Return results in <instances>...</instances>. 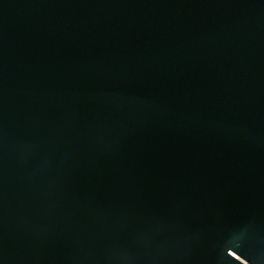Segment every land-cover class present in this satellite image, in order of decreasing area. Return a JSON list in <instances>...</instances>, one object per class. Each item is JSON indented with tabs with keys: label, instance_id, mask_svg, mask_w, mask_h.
Masks as SVG:
<instances>
[{
	"label": "water",
	"instance_id": "95a60500",
	"mask_svg": "<svg viewBox=\"0 0 264 264\" xmlns=\"http://www.w3.org/2000/svg\"><path fill=\"white\" fill-rule=\"evenodd\" d=\"M264 264V0H0V264Z\"/></svg>",
	"mask_w": 264,
	"mask_h": 264
},
{
	"label": "built area",
	"instance_id": "2783aa9c",
	"mask_svg": "<svg viewBox=\"0 0 264 264\" xmlns=\"http://www.w3.org/2000/svg\"><path fill=\"white\" fill-rule=\"evenodd\" d=\"M233 255H234L235 257H237L239 260H241L242 262H244L245 264H252V263H250V262H248V261L242 259L241 257H239V256L236 255V254H233Z\"/></svg>",
	"mask_w": 264,
	"mask_h": 264
}]
</instances>
